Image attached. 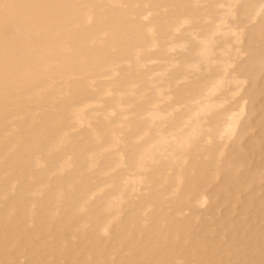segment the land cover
Masks as SVG:
<instances>
[{
    "label": "bare ground",
    "instance_id": "1",
    "mask_svg": "<svg viewBox=\"0 0 264 264\" xmlns=\"http://www.w3.org/2000/svg\"><path fill=\"white\" fill-rule=\"evenodd\" d=\"M222 2L208 0L204 19L215 16L192 27L203 0H0V264H264V0ZM184 27L188 37L176 38ZM177 50L188 53L169 73L174 100L139 106L155 83L146 64ZM188 70L193 82L177 87ZM224 92L245 102L228 107ZM82 125L83 140L63 149ZM111 150L114 169L126 168L78 192L75 174L64 175L69 157L78 171L108 167ZM142 184L160 189L125 213ZM110 186L102 204L90 201ZM88 206L91 219L80 216Z\"/></svg>",
    "mask_w": 264,
    "mask_h": 264
},
{
    "label": "rangeland",
    "instance_id": "2",
    "mask_svg": "<svg viewBox=\"0 0 264 264\" xmlns=\"http://www.w3.org/2000/svg\"><path fill=\"white\" fill-rule=\"evenodd\" d=\"M203 1H205V3L204 4H202L201 6H198L199 7V9H200V11H201V13H202V15H203V18H201V19H198V20H193V26L192 27H194V26H200V25H202V24H206V23H210L209 21H211V19H213V17L215 16V15H209L210 16V18L211 19H208L207 20V22H206V20L204 19V16L205 15H207V11L209 10L208 9V5H209V3H211V0H209V3H208V0H203ZM216 1H219V2H222V3H227V1L228 0H216ZM224 1H226V2H224ZM103 3V2H102ZM201 7V8H200ZM171 7H168V8H165L164 10H166V9H168V10H166V11H169V9H170ZM173 9V7L170 9V10H172ZM205 9V10H204ZM216 9H218V10H224L225 8H221L220 7V5L219 6H217L216 7ZM203 10V11H202ZM202 19H204V20H202ZM195 21V22H194ZM196 23V24H195ZM240 25V24H239ZM183 29V30H182ZM186 29L187 28H181L180 29V32L179 33H177L176 34V38H179V37H188V33H186V32H184V31H186ZM232 38V36H230L229 38H225V39H231ZM224 39V40H225ZM240 51L239 52H242V53H244V49H242V47H240V49H239ZM151 50H149V52H150ZM154 51V49L151 51V52H153ZM167 53V52H166ZM188 53V51L186 52V50L185 51H181V50H177V51H175V52H172V51H169L168 53H167V55H168V57H170V58H174V59H170V58H166V56H164V58H166L165 60L163 59V60H156L155 62H150L149 64H146V69H151V70H154V74H156L155 76L153 75V76H151L149 79H151V80H154L155 81V83L153 84V85H151L150 86V90L148 91V93H147V96H146V98L145 99H143V101H140V102H138V105L140 104V105H144L146 102H149L150 103V101H151V99H152V97L154 98V99H158L159 101H161L160 102V106H167V105H170V102H172V100H174V97H173V94L175 93L174 92V90H175V84L174 83H170V79H171V77H172V75L173 74H175L176 72H177V70L178 71H180L181 70V61H177V60H181L180 58H181V56H183L184 54H187ZM242 53H239L238 55H237V57H236V64L233 66V68H231V70H232V72H234L235 73V75L234 76H239L240 75V73H241V71L239 70V72H238V69L240 68V63L247 57L246 56V54H242ZM220 54V52L218 53L217 52V55H219ZM240 54H242L241 56H240ZM181 55V56H180ZM174 56V57H173ZM180 58H179V57ZM167 59H169V60H167ZM169 62H171L169 65H171V66H169L168 65V63ZM174 62H176L175 64H173L172 65V63H174ZM167 63V64H166ZM179 63V64H178ZM164 64V65H163ZM178 64V65H177ZM125 65H127V64H122V66H125ZM168 67V68H165V67ZM177 66V67H176ZM180 66V68H178ZM220 66V64H218V66H217V64H214V65H212L211 67H219ZM152 67V68H151ZM159 67V68H158ZM160 67H161V69H160ZM204 67V66H203ZM154 68V69H153ZM163 68V69H162ZM176 68H178V69H176ZM156 69V70H155ZM167 69V70H166ZM143 70V69H142ZM142 70H140V71H142ZM205 70V67L204 68H202V70L201 71H199L197 74H199L200 76H204L205 74H208V72H206V70ZM237 70V71H236ZM161 71H163L164 72V75H162V76H160L161 74H163ZM174 71H175V73H174ZM191 70H188V73L190 74L191 72H190ZM203 71V72H202ZM160 72V74H157V73H159ZM170 72H172L173 74H169ZM206 72V73H205ZM193 74L194 73H192V75L190 74V75H188V77H190V79L189 80H186V81H179L178 83H176L177 84V87H178V85H179V87H186V86H188L189 84H190V82L192 83L193 82V79H191V76L193 77ZM203 74V75H202ZM169 75H171V76H169ZM153 77V78H152ZM161 77V78H160ZM165 78V79H164ZM161 79V80H160ZM107 80H109V79H106V78H103L102 79V81H107ZM158 80V81H157ZM165 81V82H164ZM168 81V82H167ZM159 82V83H158ZM166 82L167 83H170L171 84V86L169 87V88H167L166 89V87H167V84H166ZM162 83V84H161ZM155 85V86H154ZM160 85V86H159ZM164 85V86H163ZM138 86V85H137ZM156 86H159V87H156ZM138 87H140V84H139V86ZM138 87H136V89H138ZM153 87H155V88H153ZM161 87L164 89L165 88V90H164V94H165V96L166 95H171L170 97H168L167 99H166V97L165 96H160V97H155L156 96V94L159 92V90L161 89ZM156 88H159L157 91H156ZM229 89H231L232 90V87L230 86L229 87ZM154 91V92H153ZM156 91V92H155ZM225 91V90H224ZM168 92V93H167ZM170 93V94H169ZM224 93H227L226 94V96L225 97H223V98H226L228 101L226 102V105L228 106V107H232V108H238V106H240V105H242V103H244L245 101L243 100V93L241 92V93H239V94H237V95H234L233 96V93H229V92H224ZM151 94V95H150ZM134 97V96H133ZM173 97V98H172ZM64 97H61V99H60V101L63 99ZM164 98V99H163ZM163 99V100H162ZM169 103V104H168ZM165 104V105H164ZM139 105V106H140ZM102 106H104V105H102ZM35 108H37L36 106H34ZM182 107V108H181ZM181 107H176V109H179V111L180 110H185V109H187L186 107H187V105H181ZM99 108H97V110H98ZM178 110H175L174 111V113H176ZM245 111H248V104L245 106ZM34 112H35V114L36 115H39L40 114V111L39 110H37V109H35L34 110ZM126 112V111H125ZM121 113V112H120ZM120 113H119V115H120ZM96 114H98L99 116L101 115L99 112L97 113L96 112ZM124 115L125 114H127L125 117H126V119L127 120H132V121H134L136 118H135V114L134 113H131V114H129L128 115V112H126V113H123ZM246 116V115H245ZM134 117V118H133ZM140 119H142V118H140ZM143 119H146V117H144ZM243 119H245V117L243 118ZM106 120V119H105ZM37 122H39V121H37ZM106 122H107V120H106ZM109 125H111V123H109V121L107 122ZM167 125H165V127H166ZM112 128H116L117 130H119L122 126H118V125H113V126H111ZM120 127V128H119ZM119 128V129H118ZM86 129H88L89 130V127L88 126H84V125H82V126H79V127H77L76 129H74V130H72V135H73V137L74 138H72V135L70 134V138L71 139H69L70 141H69V143L68 144H64V145H62V147H63V149H70L73 145H74V143L75 142H79V141H81V139L83 140V138H84V136H83V133L84 134H86L87 133V131L88 130H86ZM85 131V132H84ZM13 135L14 134H10L9 133V136L10 137H13ZM131 135V133L128 131H125L124 130V133L123 134H121L120 135V137L121 138H123V139H127V137H129ZM68 137V138H69ZM126 137V138H125ZM79 138V139H78ZM76 139V140H75ZM98 143H100V142H92L91 143V145L92 146H98V145H100V144H98ZM93 144H95V145H93ZM205 144V143H204ZM206 145V144H205ZM43 146V145H42ZM41 146V147H42ZM68 146V147H67ZM70 146V147H69ZM263 147L261 148V151H260V154H259V156H258V158H259V161H264V142H263V145H262ZM62 149V150H63ZM127 149V148H126ZM62 152V151H61ZM64 152V151H63ZM65 153V152H64ZM64 153H63V156H62V158H61V160L60 161H62V160H64V158H66V156L67 155H71L70 153L69 154H67L66 156L64 155ZM105 153V152H104ZM107 153H110V154H112V157H113V159L112 160H110L111 162H110V166H108L107 167V165L106 164H109V163H99L98 165H96L95 167H93L92 169H83V170H80V171H78L77 169V166L76 165H78L77 164V162H76V159L73 157L74 155H72V156H70L69 158H73V159H71V160H73V161H71L70 160V164L67 166V168L65 167V173H64V175H69V174H75L73 177H76V178H74V182L76 181V190L78 191V192H84L85 191V193H86V195H88L89 193H90V189L91 188H93V190L94 189H96L97 188V190H98V188L100 189V186L99 185H101L100 183V181L101 180H105V181H110L111 180V178L110 177H112V175L113 174H115V173H117V172H119L120 170H123V169H125L126 168V166H122V167H120V168H118V169H114L115 167H113L114 166V164H115V160H116V158H117V154H116V151H114V150H111V151H108ZM64 157V158H63ZM75 162H76V164H75ZM112 164H113V166H112ZM37 167V166H36ZM124 167V168H123ZM47 168H49V165H45V166H43V165H41V166H39V167H37V168H35L37 171H44V170H46ZM172 174V171H167L166 172V175H171ZM58 176V173H55V172H51V175L49 176V179L50 180H52L53 178L55 179L56 177ZM154 178H155V180H159V179H162L163 178V174H156V175H154ZM34 182L36 183V185H37V189H45V188H47L48 186L47 185H41L39 182H38V178H35L34 179ZM90 186V187H89ZM99 186V187H98ZM157 186V185H156ZM155 185H153V184H142L141 186H140V192L139 193H135V192H128V199H132L135 203L133 204V206L130 208V209H128L125 213H128V212H130V211H141L142 210V207H141V204H139V199H138V195L140 194V196L141 195H150V194H152L151 193V191H153V190H155V191H157L158 189H160V187L159 186H157L156 187ZM78 187V188H77ZM110 188H112L111 186L110 187H107V188H104L103 190H101L100 192H95V195L94 196H92L91 198H90V195L88 196V198H90V201L92 202V203H95V202H97V201H101L100 202V204H102V198L104 197V195L107 193V191L110 189ZM153 188V189H152ZM70 190H72L73 191V189H70V188H65V190L63 189L62 190V192H61V194H64V193H66V192H70ZM89 191V192H88ZM150 192V193H149ZM256 192L260 195V196H264V185H262V187H259V188H257V190H256ZM142 193V194H141ZM135 194V195H134ZM138 194V195H137ZM210 194H211V191H209L208 192V197L210 196ZM85 195V196H86ZM133 197H135V198H133ZM241 197L243 198V199H246L248 196L245 194V193H242V195H241ZM167 200H168V198H167ZM208 204L209 203H207V205L206 206H208ZM58 206H60V205H58ZM167 206H169V204H167ZM90 207V208H89ZM97 207V206H96ZM103 206H101L100 207V212H101V214L98 216V218H99V221L98 222H102V221H104L103 219H105V217H107V215H108V213H107V211L104 209V208H102ZM61 208V206L59 207V209ZM62 209V208H61ZM61 209H60V211H61ZM92 209H94L93 208V206H88L85 210H84V212H82V213H80L81 215V217H83V216H85L86 214H90L89 216H88V218L89 219H91V213H92ZM103 209H104V211H103ZM201 210L203 209L204 211H207L208 209H205V207H202V208H200ZM87 210V211H86ZM89 210V211H88ZM220 211H221V215H224L225 216V214H226V212L228 211L227 210V208H225V207H221L220 208ZM86 213V214H85ZM186 213H188V211L186 212ZM201 215H202V213L201 214H199L198 216L199 217H201ZM91 222V221H90ZM261 224L262 225H264V222H261ZM87 226L89 227L90 226V224H87ZM86 226V228H88ZM78 227H80V224L78 225ZM77 232H79L80 231V229H78L77 228V230H76ZM102 232V231H101ZM103 233V232H102ZM26 258V259H25ZM26 260H27V256H25L24 257V259L22 258L21 259V262L22 263H24V261L26 262Z\"/></svg>",
    "mask_w": 264,
    "mask_h": 264
}]
</instances>
